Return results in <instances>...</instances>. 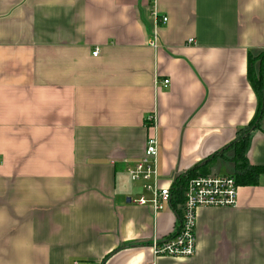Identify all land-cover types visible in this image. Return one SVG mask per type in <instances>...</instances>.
Here are the masks:
<instances>
[{"label": "crops", "instance_id": "1", "mask_svg": "<svg viewBox=\"0 0 264 264\" xmlns=\"http://www.w3.org/2000/svg\"><path fill=\"white\" fill-rule=\"evenodd\" d=\"M260 52L264 0H0V264L151 263L181 205L131 203L150 194L122 158L155 136L161 187L234 175ZM259 125L244 134L253 166L264 108ZM194 233L193 256L155 264H264V174L238 184L236 207L199 208Z\"/></svg>", "mask_w": 264, "mask_h": 264}, {"label": "built area", "instance_id": "2", "mask_svg": "<svg viewBox=\"0 0 264 264\" xmlns=\"http://www.w3.org/2000/svg\"><path fill=\"white\" fill-rule=\"evenodd\" d=\"M153 16L156 24L166 22V17L160 18L156 13H153ZM151 45L154 48L157 47L156 29L152 34ZM92 54L96 56L98 49H95ZM158 83V80L154 81L155 85ZM161 84L167 87L169 80L163 79ZM145 122L155 128V113L147 114ZM121 162L130 180L142 182V188L150 194V198L140 195L130 199L131 203L139 206L150 205L155 214L163 204L171 202V187L159 185L158 142L155 136L146 139L143 155L140 158L134 160L122 158ZM173 182L172 178L171 183ZM237 193L238 184L233 175L209 174L189 178L183 193L179 229L173 236L163 240L157 238L151 240L149 247L152 252V261L149 264H155L158 257L187 258L193 256L197 210L199 208H234L237 206Z\"/></svg>", "mask_w": 264, "mask_h": 264}, {"label": "trees", "instance_id": "3", "mask_svg": "<svg viewBox=\"0 0 264 264\" xmlns=\"http://www.w3.org/2000/svg\"><path fill=\"white\" fill-rule=\"evenodd\" d=\"M258 62V73L255 72L253 65L254 62ZM248 73L247 77L252 85L254 91L258 97L257 109L253 120L243 129L238 130L237 141L232 144L234 147L233 161L235 162V174L233 175L237 184H255L258 177L264 174V166H253L248 164L246 161L244 151L246 148V132L251 128H258L260 125V120L263 115L264 108V52H260L258 55L249 56L248 60ZM205 175L202 173H197L196 170L192 169L188 171L185 175L178 177L171 185V207L176 210L178 205L183 203V193L186 183L189 178ZM177 212V211H176Z\"/></svg>", "mask_w": 264, "mask_h": 264}]
</instances>
